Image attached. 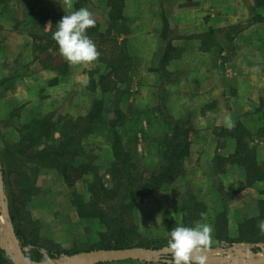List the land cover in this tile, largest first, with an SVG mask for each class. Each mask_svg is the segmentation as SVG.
Masks as SVG:
<instances>
[{
    "label": "crops",
    "instance_id": "0c3cea01",
    "mask_svg": "<svg viewBox=\"0 0 264 264\" xmlns=\"http://www.w3.org/2000/svg\"><path fill=\"white\" fill-rule=\"evenodd\" d=\"M80 8L93 13L97 34L103 35L100 42L97 35L88 34L103 60L109 59L103 52L110 45H117L130 59L132 70L120 109L130 119L131 132L123 131L134 136L135 148L130 149L142 159L135 161L138 171L159 173L163 166L169 128L159 109L194 128L182 175L150 196L147 214L155 234L170 237L173 228L183 225L182 198L185 191H192L205 207L202 222L212 227L213 248L226 245L219 237L238 239L247 220L255 221L264 235L258 227L264 220V179L248 184L245 167L228 162L238 150L236 137L229 133L241 125L250 133L248 148L264 171V5L257 6L256 0H125L117 30L108 34L112 25L108 0H0V133L12 111L21 110V119L11 124L18 128L28 118H42L44 108L65 106L68 96H74L77 114L89 112L92 98L86 79L95 71L107 76L111 69L100 56L93 62L69 64L52 39L61 18ZM54 79L58 81L49 86ZM229 117L231 127L225 122ZM107 120L115 119L107 115ZM125 128L105 122L82 141L87 156L95 150L91 161L105 182L114 161L112 133ZM6 133L14 140L17 132ZM92 181L93 176L86 175L75 186L86 183L85 201ZM72 192L64 183L43 193L31 220L39 224L40 240L65 248L75 243L74 252L86 245L75 242H84L80 229L85 221L73 205ZM145 202L135 209L137 218L146 211ZM222 213L227 218L224 231L217 227ZM137 262L105 264H165Z\"/></svg>",
    "mask_w": 264,
    "mask_h": 264
},
{
    "label": "trees",
    "instance_id": "16d2710c",
    "mask_svg": "<svg viewBox=\"0 0 264 264\" xmlns=\"http://www.w3.org/2000/svg\"><path fill=\"white\" fill-rule=\"evenodd\" d=\"M124 1L108 0L111 7L110 20L112 23L108 29V34L117 30L118 15L122 10ZM256 4L257 6L264 5V0H256ZM97 29L98 25L96 24L95 27L87 30V35H97L100 42H103L101 40L103 35H98ZM106 40L110 44L113 42L112 38ZM112 47L116 50V55L108 60H103L102 52L99 53L100 62H105L112 73L107 76L98 75L97 71L90 73L87 87L89 92H96L99 89L103 94L117 96L119 103L113 109L116 118L113 122L110 123L107 120L108 109L105 100L95 99L91 101V108L86 116L78 119H65V122L62 120L64 123L59 130L58 144H52L51 139L56 134V128L60 122H56L52 116L42 119L28 118L26 123L17 128L18 141L7 144L5 149L0 151L2 173L5 179L6 192L9 196L10 213L15 224L17 223L16 215L19 211L17 209L18 196L12 195L11 185L17 184L21 190L19 195L29 198L35 195V191L38 190L35 184H32L31 175L33 178L39 175V169L49 168L56 171L70 189H74L86 175L93 176V181L88 187L91 196L90 201L84 202L76 194H73L72 202L83 221L99 220L100 224L106 228V233L101 234L95 247L84 252L125 250L133 247L151 248L154 245L155 241L143 239L139 233L133 215L134 210L164 185L182 175L184 161L190 152V136L194 131L193 125L189 121H176L169 117L164 110L159 109L169 128L168 138L163 143L162 159L164 164L159 173L147 175L138 172L133 155L124 147L122 136L116 133L113 137L112 147L114 161L108 169L112 180L111 186L107 187L95 163L90 164L89 157L81 144L87 135L101 129L105 122L113 127H122L126 122V115L119 105L125 96L124 86L129 81L132 67L127 54L117 45ZM94 75H98L97 81L93 79ZM57 81L58 79L55 82ZM219 132L223 134L221 130ZM229 134L236 137L238 150L234 158H229L228 162L238 163L245 167L248 173V184H252L257 179H264V171L258 167L255 153L248 148L250 133L238 125ZM25 167H27L26 170H24ZM44 170L43 172H45ZM16 176L22 177L23 183L15 182ZM261 207L264 212V202L261 203ZM182 211L184 213L182 226H194L196 222L201 221V213L205 212V207L192 197L187 206L182 208ZM226 224V214L222 213L218 216L217 227L224 231L223 226ZM16 232L24 248H33L26 254L33 262L44 261L47 256L58 259L62 254H69L67 251L54 253L49 249L40 247L35 241H28L18 226ZM218 240L230 246L239 243L254 245L264 242V235L259 234L255 221L247 220L240 228L238 239L219 237ZM42 250H46L47 256L42 254ZM0 264H13L1 248Z\"/></svg>",
    "mask_w": 264,
    "mask_h": 264
},
{
    "label": "rangeland",
    "instance_id": "374dc122",
    "mask_svg": "<svg viewBox=\"0 0 264 264\" xmlns=\"http://www.w3.org/2000/svg\"><path fill=\"white\" fill-rule=\"evenodd\" d=\"M41 38H43V37H40V39ZM43 40H45V39H42L41 41H43ZM111 46H113V45H110V46H107V47L104 48V56L107 57V58H111L112 56L116 55V50L113 47H111ZM41 54L44 55L43 58L46 55L45 53H41ZM45 64H47V63H45ZM93 79H95L97 81L98 77L97 78H93ZM55 81H56V79L52 80L51 83H49V86H50V84L52 86L55 85ZM86 81H87V85H88L89 79H86ZM97 91L96 92H90L91 93L90 95H91V98H92L91 101H93L95 99L105 100V102L107 103L108 115H112V116H114V119H116L115 115L113 114L114 113L113 109H114L115 105L117 106L118 103H119L118 100H117V96L103 94L100 90L98 92ZM73 98H74V96H71V97L68 96V97L64 98L65 103H66L65 106H61V107H57V108L49 106V107L44 108L43 110H41L44 113V114H42V118L52 116V118L56 122L57 121L60 122L58 124V127L56 128V130H57L56 134L51 139V143L52 144H58V141H59V138H60L59 130H60V127L63 126V123L66 121L65 119H71V118L72 119L73 118L74 119H78L79 117H82V116L84 117V116L87 115V114L86 115L77 114L76 108L74 109V107H76L78 105H77V102H75ZM83 98H84V96L82 95L80 98H78V101H79V99H83ZM67 107H69V109H67ZM31 115H33V114H31ZM33 118L42 119V118H37V117H34V116H33ZM20 119H21V110L20 109H16V110H14V111H12L10 113L9 118L5 122L6 127L3 125V129L5 128V130L1 129L2 133H0V151H3L7 144L16 143L18 141V134L16 133L17 132V128H16V126H11V124H12V122L17 123L16 121H19ZM62 120H64V122H62ZM125 121L126 122H124V125L122 127L118 126V128L121 129L124 126H126V128L121 130V131L119 130L118 132H114L112 134L115 136V134L118 133V134H120L122 136L124 147L133 155L134 160L136 161V159H141V158H139V157L137 158L136 154L134 153V151L130 149V147L132 149L135 148V147L134 148L132 147L133 143H134V141L132 139L134 138V136H132L130 133H129L130 135L125 133L127 130H129L131 132V130L129 129V124H128L130 119L128 121L127 116L125 118ZM21 125L22 124H20L18 127H20ZM8 130H10L11 133L14 131L16 133V135H17V138H16V135H15V139L13 140L12 137L10 136V134L6 133V132H8ZM123 131H125V132H123ZM129 144H131V145L128 146ZM94 151L95 150H93L92 153H94ZM135 151H136V149H135ZM92 153L90 155H88L89 160H90L89 161L90 164L91 163H95V162H93V160L91 161ZM143 160L145 161V159H143ZM163 164H164V162H163V159H162V165ZM26 168L27 167H25L24 170H26ZM141 169H142V166H141ZM149 169H151V167H149ZM43 170L44 169H39V175H37L38 178H36L37 176H35L33 178L32 175H31L32 184H35V186L38 189V190L35 191V193H34L35 195H33L32 197L27 198V197L20 196L19 195V193L21 191L20 187L17 186V184H15V186L11 185L12 186V195L16 194V197L18 196L17 209L19 211H18V214L16 215V222H17L16 224L14 223L13 217L11 216V213H10L9 196H8V194L6 192V186H5V201H6L8 209H9V213H10V216L12 218L15 231H16L17 226H18V229L22 232V235L24 236V238H27V239H29L31 241L33 239L38 241L37 239H39L38 236H37L39 234V224H37V223H35V222H33L31 220V212L33 211V209L37 205L40 204V202H41L40 198H41V195L43 193L45 194V193H47L49 191L51 192V191L55 190L61 184H64V181L61 179V177L58 175V173L56 171H52L49 168L48 169L46 168L44 170L45 172H43ZM0 172L3 175L1 159H0ZM138 172L140 174H143V175H147V174L152 173V172L147 173V171H145V170H139ZM100 175H101V173H100ZM107 176H109V178H106V182H105L104 179H103V176L101 175L103 182H105L107 187H110L112 179H111L110 175H107ZM3 178H4V176H3ZM15 179H16V180H14L15 182H17V183L22 182L23 183L22 177L16 176ZM4 185H5V179H4ZM85 187H87L86 183L80 182L78 184L77 188L72 189L73 190L72 195L76 194L84 202H89L91 196H90V198H87V201H85V198H84V196L82 194L84 192L86 193L87 188H85ZM88 192H89V190H88ZM192 197L196 198V196L193 194L192 191H187V193L185 191V194L183 195V198H182V204H181L182 208L184 206H187L188 202L192 199ZM71 199L73 200V196H72ZM145 201H144L145 202L144 206L146 207V211L145 210L144 211L141 210L142 214L137 218L136 212L134 210L133 215L135 217V222L138 225V229H139L138 231L141 234V236H143V239H146V240H149V241H155V242H154V245H152L151 248H140V249H151V250L168 249L166 244H167V241H168V239L170 237H160V236H157L155 234V232L153 230V225H152L151 219H150V217H148V214H147L148 213L147 209L150 208V197H149L148 200L146 199ZM0 204H1V201H0ZM141 205H143V204H141ZM138 207H136V208H138ZM24 224H25V226H24ZM2 225H4V220H3L2 215L0 213V234H1V236H0V248L3 251H5V253L8 255V253H12V251H13V249H12L13 241L9 240V237H8L7 233L5 232V230L3 229ZM23 228H25L27 230V233H25ZM80 230H81V233L83 235H85L83 237L84 238V242H82L81 239H78L75 242H81V243H83L86 246L82 247L81 250H78L79 252L78 251H74L73 252L74 248L76 247L75 243L73 244V246L71 245L69 248H65L62 245H57V246L56 245L55 246L54 245H48L47 243L50 242V241L45 239V238H43L41 240L39 239L40 242L38 241V242H35V243H37V245H39L42 248L51 250L54 253H56L58 251L69 250V251H67V253L69 252V254H62V256L60 258L52 259L50 257L48 258L46 250H44V251L42 250L41 252L44 253L45 256H47V258L44 261L34 262V263L35 264H56L57 262H65V258L66 257H73V256H75V255H77L79 253H82V251L88 250V248L95 247L98 244L99 237H101V234L106 233V228L103 225L100 224L99 220H90V221L83 222V224H81V229ZM16 234H17V232H16ZM18 239H19V237H18ZM19 240H20V243L22 245L23 243H22L21 239H19ZM217 245L220 246V247L216 246L215 248H213L214 244H209L208 249H219V248H222V249L227 250V249H229L231 247H236L237 250L240 253L243 254V256H246L247 254H249V256H252L249 253V250H251V251H253L254 253L257 254L256 258H259L260 256L264 255V243H259V244H256V245L255 244L254 245H248L246 243H239V244H234L232 246H230V245H220L218 243ZM22 247H23V245H22ZM133 248H138V247H133ZM23 249H25V253L26 254L29 251L33 250V248H29V247H25V248L23 247ZM83 249H85V250H83ZM215 256L222 257V256H225V255H223V254H218L217 255L216 254ZM226 257H229V255H226ZM234 257H236V255ZM9 258H10V256H9ZM241 258L243 259L244 263L249 261L248 258H245V257H241ZM130 261H133V260H130ZM138 262L142 263L143 261H138ZM12 263L14 264L13 261H12Z\"/></svg>",
    "mask_w": 264,
    "mask_h": 264
},
{
    "label": "clouds",
    "instance_id": "9594fccd",
    "mask_svg": "<svg viewBox=\"0 0 264 264\" xmlns=\"http://www.w3.org/2000/svg\"><path fill=\"white\" fill-rule=\"evenodd\" d=\"M95 25L94 15L87 8L64 15L55 25L52 39L58 45L60 55L69 64L89 63L97 59L99 52L96 44L87 35V30ZM225 122L231 127L230 117ZM204 218L205 214L201 213V221L194 226H177L170 231L167 248L173 255V264H206L207 256L203 253L209 247L212 227L202 222ZM258 227L264 232V220L258 223Z\"/></svg>",
    "mask_w": 264,
    "mask_h": 264
},
{
    "label": "water",
    "instance_id": "95a60500",
    "mask_svg": "<svg viewBox=\"0 0 264 264\" xmlns=\"http://www.w3.org/2000/svg\"><path fill=\"white\" fill-rule=\"evenodd\" d=\"M0 213L4 220L2 225L5 232L8 234L10 240H13L12 253H8L14 264H35L26 255L25 249H23L20 240L17 237L12 218L9 213L5 201V185L4 178L0 172ZM1 236V234H0ZM236 247H231L227 250L219 249H207L203 255L207 256L206 264H241L240 253L237 252ZM252 255L249 258V254L244 256L248 258L247 264H264V259L256 258L257 254L249 250ZM216 254H223L225 256L219 257ZM229 255V258L226 257ZM236 255V257H234ZM143 261L148 263H165L173 264V255L170 250H151L130 248L125 250H95L90 252H82L73 257H66L65 262H57L56 264H105L121 261Z\"/></svg>",
    "mask_w": 264,
    "mask_h": 264
},
{
    "label": "bare ground",
    "instance_id": "6f19581e",
    "mask_svg": "<svg viewBox=\"0 0 264 264\" xmlns=\"http://www.w3.org/2000/svg\"><path fill=\"white\" fill-rule=\"evenodd\" d=\"M8 235V234H7ZM10 240V239H9ZM11 241V240H10ZM9 241V242H10ZM13 241V240H12ZM11 243V242H10ZM12 244V243H11ZM237 249V248H236ZM239 252V251H238ZM240 253V252H239ZM240 255L242 256V257H244L243 256V254L242 253H240ZM252 256H249V258H251ZM258 259H264V255L263 256H260ZM239 262H241V264H247L248 262H245L244 263V261H243V259L242 258H240V261Z\"/></svg>",
    "mask_w": 264,
    "mask_h": 264
},
{
    "label": "built area",
    "instance_id": "2783aa9c",
    "mask_svg": "<svg viewBox=\"0 0 264 264\" xmlns=\"http://www.w3.org/2000/svg\"><path fill=\"white\" fill-rule=\"evenodd\" d=\"M44 256H45V254L44 253H42Z\"/></svg>",
    "mask_w": 264,
    "mask_h": 264
}]
</instances>
